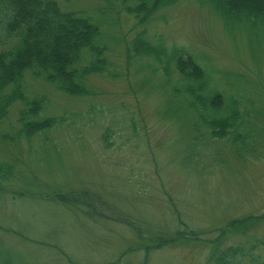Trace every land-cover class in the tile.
I'll return each instance as SVG.
<instances>
[{"label": "rangeland", "instance_id": "374dc122", "mask_svg": "<svg viewBox=\"0 0 264 264\" xmlns=\"http://www.w3.org/2000/svg\"><path fill=\"white\" fill-rule=\"evenodd\" d=\"M196 1L159 10L144 26L148 40L184 48L218 92L239 100L249 148L238 155L239 144L204 126L193 133L188 99L171 93L178 73L167 78L151 59L125 58V39L139 29L120 1L60 2L99 24L109 66L88 78L95 95L78 98L26 73V94L46 98L42 116L63 122L0 142L16 171L0 193V264H143L144 246L178 230L184 239L147 253V264H208L221 229L223 245L254 244L264 257V219L227 228L264 215V27L228 24ZM19 107L0 137L15 136Z\"/></svg>", "mask_w": 264, "mask_h": 264}, {"label": "trees", "instance_id": "16d2710c", "mask_svg": "<svg viewBox=\"0 0 264 264\" xmlns=\"http://www.w3.org/2000/svg\"><path fill=\"white\" fill-rule=\"evenodd\" d=\"M67 1L0 0V124L13 107L20 105L15 136L2 135V144L17 142L16 139L21 137L29 140L63 122L62 118L42 116L46 110V98L26 94V73L31 71L57 91L78 98L94 96L88 78L101 75L108 69L107 49L101 43L99 24L81 12L63 10L60 2ZM114 1H120L123 11L134 19L135 29H139L130 41L125 39V58L128 61L151 59L167 78L171 75V68L178 73L180 88L171 89V93L188 99V107L196 116L192 132L197 134L199 127L204 126L212 138L229 139L239 144L238 155L249 148L246 146L249 134L240 130L245 124L243 117L248 114L240 113L239 100L232 96L226 98L218 92L210 84L205 69L184 48L167 47L160 37L148 40L149 32L144 26L159 10L180 0H109V3ZM197 1L228 24L252 29L264 27V0H255L253 4L248 0ZM189 156L194 157L195 153ZM15 179L14 165L0 158V193L5 191V184ZM57 199L63 203L67 201L64 196ZM254 219H264V215L234 220L227 228L233 229ZM179 225L184 227L183 223ZM221 230L219 237L210 240L214 247L208 256V264H264V257L256 252L254 244L223 245L221 239L225 234ZM182 236L184 233L178 230L174 235H158L154 241L151 239L153 243L144 246L143 264H147V253L183 240ZM188 239L191 242L188 245H195L193 241L199 240L194 235Z\"/></svg>", "mask_w": 264, "mask_h": 264}, {"label": "bare ground", "instance_id": "6f19581e", "mask_svg": "<svg viewBox=\"0 0 264 264\" xmlns=\"http://www.w3.org/2000/svg\"><path fill=\"white\" fill-rule=\"evenodd\" d=\"M186 134H190V132H188V133H186ZM192 140H193V142H194V144L196 145V143L198 142L197 140V137L196 136H193V138H192ZM199 144V143H198Z\"/></svg>", "mask_w": 264, "mask_h": 264}]
</instances>
